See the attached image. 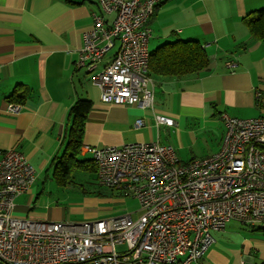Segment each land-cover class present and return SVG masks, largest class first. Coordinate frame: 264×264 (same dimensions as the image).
Returning <instances> with one entry per match:
<instances>
[{
	"label": "crops",
	"instance_id": "obj_1",
	"mask_svg": "<svg viewBox=\"0 0 264 264\" xmlns=\"http://www.w3.org/2000/svg\"><path fill=\"white\" fill-rule=\"evenodd\" d=\"M261 9L264 0L162 1L149 20L150 51L167 42L196 40L209 54L210 68L182 77L154 76V105L143 108L101 100L93 77L112 57L106 56L96 71L76 65L84 32L101 12L97 0H0V159L13 148L37 173L31 189L16 198L14 213L66 221L65 207L54 197L45 198L47 187L41 188L38 180L44 173L54 176V160L68 148L70 110L79 99L92 102L82 147L158 140L172 144L182 162L206 158L221 148L222 114L264 116V40L252 37L244 22L246 15ZM16 94L24 97L15 102L22 104L17 114L6 110L9 97ZM156 113L173 117L175 125H158ZM141 118L145 124L136 127ZM80 158L92 155L81 151ZM85 201V218L76 222L111 217L115 211L103 202L124 199ZM129 213L134 217L139 208ZM243 226L232 220L214 232L215 242L193 264H255L258 256L264 259V242L243 237Z\"/></svg>",
	"mask_w": 264,
	"mask_h": 264
},
{
	"label": "built area",
	"instance_id": "obj_2",
	"mask_svg": "<svg viewBox=\"0 0 264 264\" xmlns=\"http://www.w3.org/2000/svg\"><path fill=\"white\" fill-rule=\"evenodd\" d=\"M97 1L101 12L84 32L77 67L96 71L116 47L93 77L101 100L153 107L149 20L164 0ZM21 109L20 103L6 105L11 113ZM222 119L221 148L189 162L180 160L172 144L158 140L82 147L96 162L102 186L137 200L136 218L128 213L70 222L15 215L16 198L31 189L37 173L23 153L5 150L0 159V264H193L215 242L213 233L232 220L264 230V116L224 113ZM155 121L175 125L173 117L161 113ZM144 124L142 118L136 121V127Z\"/></svg>",
	"mask_w": 264,
	"mask_h": 264
},
{
	"label": "trees",
	"instance_id": "obj_3",
	"mask_svg": "<svg viewBox=\"0 0 264 264\" xmlns=\"http://www.w3.org/2000/svg\"><path fill=\"white\" fill-rule=\"evenodd\" d=\"M244 22L252 37L264 40V9L246 15ZM209 68V54L196 40L167 42L150 51L149 75L152 77H182L200 73ZM23 99L24 97L18 94L9 97V101L12 102H21ZM91 106V101L79 99L71 107L70 117L73 122L68 133V148L61 157L54 160L53 177L60 186L69 185L76 170L98 174L97 164L93 158H80L87 114ZM260 264H264V259Z\"/></svg>",
	"mask_w": 264,
	"mask_h": 264
},
{
	"label": "rangeland",
	"instance_id": "obj_4",
	"mask_svg": "<svg viewBox=\"0 0 264 264\" xmlns=\"http://www.w3.org/2000/svg\"><path fill=\"white\" fill-rule=\"evenodd\" d=\"M154 44V39H152V47ZM116 49L117 48L115 47L110 50L107 57H112L115 54ZM82 158L84 157L82 156ZM52 175V172L48 176L44 173L40 180H38V184L41 188L43 185H46L47 189L44 194L45 198L54 197L55 200H59L62 207H65L66 221L76 222L85 218L84 209L86 210L85 199L87 198L112 197L114 200L117 198H123V203L103 202L107 207H112V210L115 211L113 213L114 215L111 217L125 215L138 207V202L135 198L121 195L111 188L102 186L98 181L99 179L96 173L76 170L73 173L72 182L67 186L58 185ZM138 215L139 213H135L134 217L136 218ZM243 227L245 233V236L243 237H252L253 240L264 242V230L250 224H246V226ZM254 227L256 230L253 229ZM262 260L263 258L258 256L255 264H260Z\"/></svg>",
	"mask_w": 264,
	"mask_h": 264
}]
</instances>
